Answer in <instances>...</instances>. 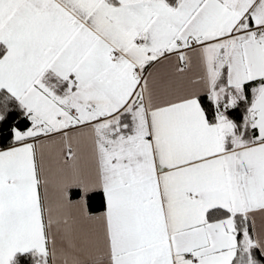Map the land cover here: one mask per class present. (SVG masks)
Here are the masks:
<instances>
[{
	"label": "snow or ice",
	"instance_id": "obj_1",
	"mask_svg": "<svg viewBox=\"0 0 264 264\" xmlns=\"http://www.w3.org/2000/svg\"><path fill=\"white\" fill-rule=\"evenodd\" d=\"M0 264H264V0H0Z\"/></svg>",
	"mask_w": 264,
	"mask_h": 264
}]
</instances>
